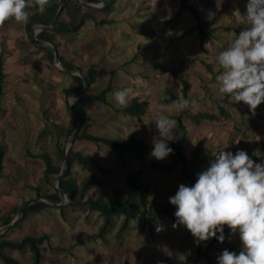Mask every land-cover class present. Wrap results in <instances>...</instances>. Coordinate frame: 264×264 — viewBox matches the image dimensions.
I'll return each instance as SVG.
<instances>
[{
	"label": "rangeland",
	"instance_id": "1",
	"mask_svg": "<svg viewBox=\"0 0 264 264\" xmlns=\"http://www.w3.org/2000/svg\"><path fill=\"white\" fill-rule=\"evenodd\" d=\"M192 1L205 19L222 10L214 24L216 29L204 40H201L198 30L184 34L194 26L195 20L188 10L179 17L175 16L179 0H117L111 10L102 11L96 7L98 19L113 18V23L99 25L87 20L82 31L57 36L59 53L66 59L84 70L93 65L96 82L87 88V92H96L112 80L109 102H97L90 107V130L110 136L136 133L150 146L144 161L122 166L116 161L114 151L104 145L99 146L86 139L72 142L75 149L92 153L109 168L99 188L108 199L112 198L114 187L121 188L124 199H134L125 176L135 168H141L151 183L150 196L161 201L169 200L172 189L180 184L190 186L182 178L180 167L166 171L152 166V161H157L150 156L153 150L151 138L157 135L153 120L161 114L175 121L176 115L183 114L188 126L184 141L188 155L199 140L206 141L208 147L228 144L227 148L234 147L243 138L264 140V103L256 109L261 115L256 125L238 129L234 119L242 121L240 110H249V107L243 102H231L219 91L216 81L222 68L215 58L243 29V25H238L236 12L246 14L247 0H189ZM0 49L6 53L7 73L0 111V142L6 147L0 197L10 193L9 203L14 202L15 196L16 204H21L37 197L34 186L41 185L43 190L50 186L43 177L45 163L40 155L43 152L54 153L58 136L42 137L40 133L51 120L60 127L70 122L73 115L68 110V102L74 98L67 96L63 88L73 82V77L72 73L50 62L46 52L30 39L22 22L14 20L0 26ZM183 80L190 84L187 98L183 93ZM168 87L174 89L180 98L194 100L195 103L184 111H177L173 102L164 100ZM124 88L133 90L131 97L140 95L149 100L147 112L140 119L114 111V106H119L114 93ZM220 105L231 117L220 112ZM201 110L215 113L217 117L198 121L194 115ZM68 139L62 136L60 145L66 148ZM165 160L168 158L162 161ZM96 167L93 164L86 169L76 167L77 178L97 171ZM98 173L102 176L100 171ZM66 202L67 198L62 205ZM59 206L51 204L41 212H31L19 226L8 227L4 232L12 239L28 233H49V242L41 245L44 264H180L188 257H198V263L188 264H209L199 256L197 249H207L213 238L197 244L184 226L173 228L175 221L165 214L154 221L153 236L140 219L132 220L127 229L118 232L123 218L121 214L114 217L109 229L100 236L98 230L103 217L97 211L87 208L75 210L66 206L63 215ZM6 211L3 209L2 213ZM158 224L163 226L160 232L156 231ZM164 245L172 251L171 257L161 250ZM225 249L239 254L241 241L238 232L230 235L229 229L225 242L214 243L209 249L212 259L217 262V257ZM11 253L20 260L19 264H33L28 248ZM180 255L184 256L180 257L182 261Z\"/></svg>",
	"mask_w": 264,
	"mask_h": 264
},
{
	"label": "trees",
	"instance_id": "2",
	"mask_svg": "<svg viewBox=\"0 0 264 264\" xmlns=\"http://www.w3.org/2000/svg\"><path fill=\"white\" fill-rule=\"evenodd\" d=\"M85 1V2H83ZM100 0H50V6L46 7V11L41 14L37 8L28 9L31 15L29 21L24 23L26 32L30 35V39L36 44L39 49L46 52L50 62H54L55 54L54 50L50 47L40 44L35 40L33 35V28L37 25H46L47 27L40 30L37 34L39 39L52 43L59 52L60 41L57 40V36L70 33L79 32L86 24L87 20H93L97 24H110L114 22L113 18L101 17L97 18V8L90 5L89 2H99ZM35 0H32L34 3ZM117 0L109 3L100 8L102 11L111 10L116 4ZM63 4L62 11L59 17L56 19L52 26H49L55 18V15ZM185 10H188L195 20V24L191 29L184 31V34L191 30H198L201 40L211 35L214 30V24L219 19L222 10L215 14L212 18L205 19L201 15L200 8L196 5L195 1L189 2V0H179V6L176 10L175 16L179 17ZM13 20L6 21L3 26L10 24ZM206 26H212L206 29ZM5 51L0 49V111L2 110V101L5 92V82L7 73L5 71ZM60 63L65 70L79 69L82 75L71 74L73 82L63 88L64 93L69 96L80 91L84 86V79L88 82V87L96 82V75L93 71V65L87 70H84L81 66L76 65L69 59H66L60 54ZM184 87L183 93L187 98L188 89L190 84L187 80H183ZM113 89L112 80H109L108 84L100 88L96 92L84 91L80 96L75 97L71 102V108L74 113L71 116V120L68 125L60 127L55 121H50L42 130L41 136H58L56 150L53 154L43 152L40 156L43 158L45 166L43 169V177L45 181L50 184V189L43 190L41 185L34 186L33 189L36 192V198H46L49 201L59 203L61 202V195L59 189L53 186V181L61 171L62 161L64 159L65 148L61 144L60 138L65 136L67 140L78 127L79 119L81 121L80 130L78 131L73 143L79 139H86L93 141L96 145H104L107 148L114 151L116 161L122 165L127 166L132 162H141L147 158L149 151V143L142 136L136 133H132L128 136H110L95 134L90 130V123L88 122L89 110L92 105L97 102L108 103L109 92ZM180 99L176 91L170 87L167 88V96L164 99L167 102H175ZM149 100L141 98L140 95H134L130 97L126 106H114V111L119 115L130 116L135 118H141L148 109ZM220 112L231 117L227 109L220 105ZM242 121L235 120L234 124L236 128L243 129L246 126H255L261 115L256 112L255 115L250 110H240ZM243 114H246L243 117ZM194 117L199 121L202 119H215L217 116L215 113L201 110L197 111ZM176 119V139L169 141V147L173 149V152L167 157L165 161H152L153 168L157 170L173 171L177 167H180L181 175L190 186L194 185L197 180V173L205 170L210 165V161L214 159L216 154L222 150L223 146L208 147L206 141L199 140L193 147L192 151L188 155L184 149V141L188 135V126L185 122L183 114L175 116ZM73 143L69 146L67 151L66 165L63 175L59 181V188L63 190L67 196V202L65 205H60V211L65 215V207L68 206L72 209H90L91 211H97L100 216L103 217V221L99 226L98 233L103 236L113 223L114 217L117 214L123 215L118 232L127 229L131 221L134 219H140L143 226L151 230L153 234V223L157 221L163 214L169 218L176 220L174 216L175 206L170 204L169 200L161 201L156 196H150L151 183L144 177L143 170L141 168H135L125 176L127 186L134 194V199L127 200L123 198V191L119 187H114L112 198L108 199L103 191L99 189L104 183L105 171L109 168L104 163H100L92 153L84 152L80 149H75ZM238 150H244L247 154L256 162L262 163L264 161V140L261 139H240L239 143L232 148H226L225 151H231L235 154ZM6 155V147L0 142V184L4 178V158ZM96 165L97 171H90L84 175L81 179H78L75 173L76 167L83 169L88 168L90 165ZM100 171L102 176L98 173ZM178 187H175L171 191V196H174ZM28 200H24L21 204H16L11 207L5 213L0 210V227L9 224L20 207ZM51 206L48 201L37 199L35 202L29 204L25 209L23 215L10 227L19 226L22 221L31 212H41L46 207ZM228 228L225 226L224 234L225 238L228 235ZM49 233L43 232L41 234H25L20 238L12 239L7 237L5 232L0 233V262L3 264H19L20 260L12 255L14 250H25L28 248L31 252L33 264H44L42 260L43 252L41 245L46 241L49 242ZM218 241L213 238L209 243L207 249L198 247L197 251L199 256H203L209 264H217L212 259L209 249L214 246V243ZM225 242V240H224ZM58 249H65L62 246H57ZM189 262L198 263V257H188L186 262L180 264H188Z\"/></svg>",
	"mask_w": 264,
	"mask_h": 264
},
{
	"label": "clouds",
	"instance_id": "3",
	"mask_svg": "<svg viewBox=\"0 0 264 264\" xmlns=\"http://www.w3.org/2000/svg\"><path fill=\"white\" fill-rule=\"evenodd\" d=\"M47 6L50 0H0V26L13 19L27 23L31 15L28 9L35 7L43 14ZM236 13L238 25L244 27L216 56L215 62L222 68L216 81L219 91L231 102H243L255 115L264 103V0H247L246 14ZM132 92L131 88L117 90L115 102L126 106ZM194 103L185 98L174 102L177 111ZM153 121L157 135L151 138L150 156L162 161L173 152L169 141L176 139V121L166 114ZM227 147L225 144L209 167L197 173L194 185L180 184L175 195L169 197L176 208L173 228L184 226L199 244L212 238L223 243L227 226L230 235L239 233L241 250L239 254L223 250L217 264H264V163H256L244 150L235 154L225 151ZM162 230L158 224L156 231ZM161 250L173 255L166 245Z\"/></svg>",
	"mask_w": 264,
	"mask_h": 264
},
{
	"label": "water",
	"instance_id": "4",
	"mask_svg": "<svg viewBox=\"0 0 264 264\" xmlns=\"http://www.w3.org/2000/svg\"><path fill=\"white\" fill-rule=\"evenodd\" d=\"M114 1H115V0H105V1H103V2H89V4L92 5V6H94V7L101 8V7H103V6H105V5L109 4V3L114 2ZM83 2H85V1H83ZM62 8H63V4L60 5V7H59V9H58V11H57V13H56V15H55L54 20L52 21V23H51L49 26H52V25L54 24V22L56 21V19L59 17V15H60V13H61V11H62ZM46 27H47L46 25H37V26H34V28H33V35H34V38H35V40H37L40 44H42V45H44V46H47V47H50L51 49L54 50V54H55V60H54V62H55V64H56L59 68H61L62 70H65V69L60 65V55H59V52L57 51L56 47H55L52 43H50V42H48V41H45V40H42V39H39V38L37 37L38 32H39L40 30L46 28ZM36 29H37V31H36ZM65 71H67V72H69V73H72V74H79V75H82V72H81L79 69H72V70L69 69V70H65ZM87 88H88V82L86 81V79H84V86H83V88H82L80 91H78V92H76V93H74V94L69 95V97H73V98L78 97V96H80L84 91H86ZM68 110H69V112L71 113V115H74V113H73V111H72V108H71V102H70V101L68 102ZM77 121H78V127L75 129V131L73 132V134L69 137V139H68V141H67V146H66V148H65V154H64V159H63V164H62V167H61V171H60V173L57 175V177H56V179H55V182H54V186H55L57 189H59V193H60V195H61V202H59V203L52 202V201L47 200L46 198H32V199L28 200L25 204H23V205L20 207V209L17 211V214H16L15 218H14L9 224L0 227V233L4 232L9 226H11L12 224H14L18 219H20L21 216L23 215L25 209L27 208V206H28L29 204L35 202L37 199H41V200L48 201L49 203L54 204V205H62V204L64 203V201L66 200L67 196H66L65 192L59 188V181H60V178H61V176L63 175L64 170H65L66 159H67V151H68V149H69V145H68V143H70V145H71V143L74 141V139H75V137H76L78 131L80 130L81 121H80L79 119H77Z\"/></svg>",
	"mask_w": 264,
	"mask_h": 264
},
{
	"label": "crops",
	"instance_id": "5",
	"mask_svg": "<svg viewBox=\"0 0 264 264\" xmlns=\"http://www.w3.org/2000/svg\"><path fill=\"white\" fill-rule=\"evenodd\" d=\"M101 1H105V0H100L99 2H101ZM83 28V27H82ZM81 31H82V29H81ZM1 184H2V182H1ZM1 184H0V188H1ZM1 190V189H0ZM2 193V192H1ZM10 193H4V194H2V196H3V198L2 197H0V210L1 211H3V209H5V210H9L11 207H12V204L13 205H15L16 204V197L14 196V202L12 203V202H10L9 203V199H10V195H9ZM10 227V226H9ZM10 238V237H9ZM13 255V254H12ZM13 256H15V255H13ZM16 257V256H15ZM1 264V263H0Z\"/></svg>",
	"mask_w": 264,
	"mask_h": 264
}]
</instances>
